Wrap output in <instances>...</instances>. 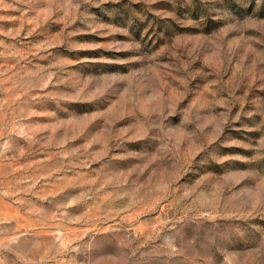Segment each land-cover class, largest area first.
<instances>
[{
	"label": "rangeland",
	"instance_id": "obj_1",
	"mask_svg": "<svg viewBox=\"0 0 264 264\" xmlns=\"http://www.w3.org/2000/svg\"><path fill=\"white\" fill-rule=\"evenodd\" d=\"M0 264H264V0H0Z\"/></svg>",
	"mask_w": 264,
	"mask_h": 264
}]
</instances>
